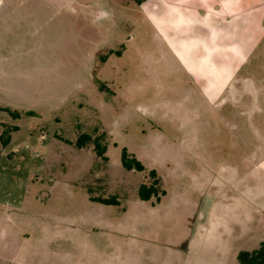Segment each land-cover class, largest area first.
Here are the masks:
<instances>
[{"label": "rangeland", "instance_id": "374dc122", "mask_svg": "<svg viewBox=\"0 0 264 264\" xmlns=\"http://www.w3.org/2000/svg\"><path fill=\"white\" fill-rule=\"evenodd\" d=\"M111 9L104 18L109 34L82 45L81 56L69 50L75 48L71 30L62 23L49 22L38 36L0 37V106L8 109L0 110V135L27 129L45 134L42 144L18 149L4 170L9 179L0 183V264H184L187 258L189 264H239L238 251L264 240V216L231 231L202 228L211 203L201 194L207 186L204 147L215 159L231 156L229 138L200 107L202 116L190 118L188 107L169 95L176 93L169 83L158 88L150 79L156 46L136 6ZM130 35L134 40L126 45ZM97 79L108 88L99 90ZM28 109L36 113L15 118L9 112ZM258 124L264 130V119ZM81 134L92 139L77 148ZM94 139L106 145L107 160L95 153ZM218 143L224 153L213 147ZM122 148L145 170L126 169ZM152 168L164 191L159 202L138 197ZM263 187L259 173L257 190Z\"/></svg>", "mask_w": 264, "mask_h": 264}, {"label": "crops", "instance_id": "0c3cea01", "mask_svg": "<svg viewBox=\"0 0 264 264\" xmlns=\"http://www.w3.org/2000/svg\"><path fill=\"white\" fill-rule=\"evenodd\" d=\"M112 5L117 10L136 6L150 26L156 46V66L150 79L156 86L169 83L176 92L169 95L178 105L188 107L190 118L202 116L200 107L205 117L219 122L217 129L229 138L231 156L221 154L215 159L204 147L201 174L207 186L201 194L211 203L202 228L219 232L224 226L231 231V226H249L256 214L264 216V187L257 190V175L264 174V130L258 124L264 119V0H142L135 4L120 0H0V37L38 36L49 22H57L71 30L75 48L69 50L81 56L86 49L82 45L91 46L98 35L109 34L104 18H110ZM104 37L101 45L108 43ZM126 40L130 45L134 36ZM86 54H91L90 48ZM28 111L36 113L33 109L19 113ZM13 126L17 127L14 131L19 129ZM28 131L8 135V144L1 145L0 183L9 179L3 178L4 170L18 157V149L44 141L45 134ZM213 147L225 151L219 143ZM235 151L242 155L235 157ZM150 200L156 199L143 201ZM188 247L191 251V244ZM189 261L187 258L184 264Z\"/></svg>", "mask_w": 264, "mask_h": 264}, {"label": "trees", "instance_id": "16d2710c", "mask_svg": "<svg viewBox=\"0 0 264 264\" xmlns=\"http://www.w3.org/2000/svg\"><path fill=\"white\" fill-rule=\"evenodd\" d=\"M142 0H136V2L140 3ZM111 53V51L109 52ZM117 54H120V51H116ZM101 59H104V56L101 57ZM100 89L104 90L107 89L106 86L103 84H100ZM0 110H8L6 108H0ZM10 114L13 115V117L17 118L20 116V113L18 111L11 112ZM26 114H32L31 111L26 112ZM14 130L17 129L16 126L12 127ZM91 136L88 134H81L75 141L74 145L77 148L84 147L88 142L91 140ZM0 141L2 146H6L9 141V136L4 137L3 132L0 135ZM94 144V151L95 153L100 156L103 160H107V157L105 156V150L106 145L100 144L98 140L93 141ZM121 163L126 169H134L137 171H144L145 167L141 163L140 160H138L133 154L129 153L126 148L121 149ZM150 180L149 182L141 183L138 188V197L141 200H149L152 197H155L156 201L159 200V195L164 194V191H158V183L159 179L156 175V172L154 169H151L148 171ZM90 199L93 201H98L104 204H116L117 200L114 197L110 198H103L100 196H90ZM237 260L239 264H264V240L260 241L258 246L252 250H240L237 253Z\"/></svg>", "mask_w": 264, "mask_h": 264}]
</instances>
